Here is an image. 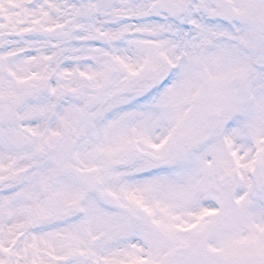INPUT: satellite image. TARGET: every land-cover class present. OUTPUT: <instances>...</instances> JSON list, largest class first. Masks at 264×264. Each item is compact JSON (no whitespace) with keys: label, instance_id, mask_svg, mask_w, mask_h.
<instances>
[{"label":"snow or ice","instance_id":"6c2138e0","mask_svg":"<svg viewBox=\"0 0 264 264\" xmlns=\"http://www.w3.org/2000/svg\"><path fill=\"white\" fill-rule=\"evenodd\" d=\"M0 264H264V0H0Z\"/></svg>","mask_w":264,"mask_h":264}]
</instances>
